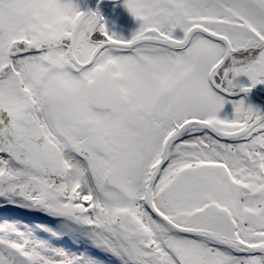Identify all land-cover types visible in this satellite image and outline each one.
<instances>
[{"label":"snow or ice","instance_id":"1","mask_svg":"<svg viewBox=\"0 0 264 264\" xmlns=\"http://www.w3.org/2000/svg\"><path fill=\"white\" fill-rule=\"evenodd\" d=\"M0 0V264H264V0ZM58 70L128 113L51 103ZM247 77V86L235 83ZM21 214H27L24 218Z\"/></svg>","mask_w":264,"mask_h":264},{"label":"clouds","instance_id":"2","mask_svg":"<svg viewBox=\"0 0 264 264\" xmlns=\"http://www.w3.org/2000/svg\"><path fill=\"white\" fill-rule=\"evenodd\" d=\"M33 79L40 82V91L53 104L59 103L65 98L72 100L78 106L89 103L103 111L104 118L109 119L112 124L123 125L128 113L117 108L109 107L111 101L101 97L87 87H77L69 81H65L60 71L39 68L32 73ZM249 191L258 195H264V179H250L247 181Z\"/></svg>","mask_w":264,"mask_h":264},{"label":"flooded vegetation","instance_id":"3","mask_svg":"<svg viewBox=\"0 0 264 264\" xmlns=\"http://www.w3.org/2000/svg\"><path fill=\"white\" fill-rule=\"evenodd\" d=\"M76 1L79 3V10L84 12V7L81 4L80 0H76ZM84 1L86 3L88 0H84ZM98 1L96 2L95 8L92 10L97 11L99 15L103 17V21L106 25V28L111 33H114L118 37L129 38L130 35L137 28L133 26L130 27L129 23L128 24L125 23V22H128L130 19H132V16L128 12V10L124 8L117 14H114L109 10V7H115V6L122 5L124 3V0H98ZM88 4L86 3V5L89 8L90 6ZM248 84L249 83H246L243 86H247ZM251 90L258 92L256 97H253L251 95H246V96H248V98L251 101H253V103L262 106V103H264V94H259V92L264 93V91L258 85H256ZM225 99H228V98H225Z\"/></svg>","mask_w":264,"mask_h":264},{"label":"rangeland","instance_id":"4","mask_svg":"<svg viewBox=\"0 0 264 264\" xmlns=\"http://www.w3.org/2000/svg\"><path fill=\"white\" fill-rule=\"evenodd\" d=\"M98 0H88L86 3L90 6V10L94 9L95 6H96V2ZM99 2V1H98ZM73 3L76 4L78 10H79V3L76 1V0H73ZM88 8V10H89ZM125 7H124V3L120 6H115V7H109V10L114 13V14H117L119 13L121 10H123ZM121 17V16H119ZM126 24L129 23L130 27H135V28H138V25H139V21L135 20L133 17L132 19H130L128 22H125ZM235 83H237L238 85H244L246 83H249L247 77L245 76H239L236 78V81ZM263 91H264V84H257ZM256 95L258 94V92H256ZM260 94H264L263 92H259ZM241 98H244L245 100V103L247 105H250L252 106L253 108H256V109H259L261 112H264V103H262V106L260 105H257L255 103H253V101H251L248 96L246 97H242V96H239L238 98L236 99H225L226 100V103L224 104L223 108L221 109V111L218 113V117L219 118H230L231 115H232V101H235L237 99H241ZM0 119H4L5 121L7 120V114L6 113H3V112H0ZM24 218H29L27 215H23L21 214Z\"/></svg>","mask_w":264,"mask_h":264},{"label":"water","instance_id":"5","mask_svg":"<svg viewBox=\"0 0 264 264\" xmlns=\"http://www.w3.org/2000/svg\"><path fill=\"white\" fill-rule=\"evenodd\" d=\"M81 4L83 5L84 7V12L88 11V6L86 5L85 1L84 0H80ZM260 94V93H259ZM247 95H251L253 97H256V93L255 91L253 90H250ZM239 96H225V98H228V99H236L238 98Z\"/></svg>","mask_w":264,"mask_h":264},{"label":"trees","instance_id":"6","mask_svg":"<svg viewBox=\"0 0 264 264\" xmlns=\"http://www.w3.org/2000/svg\"><path fill=\"white\" fill-rule=\"evenodd\" d=\"M23 215H27V214H23ZM27 219V218H26Z\"/></svg>","mask_w":264,"mask_h":264}]
</instances>
